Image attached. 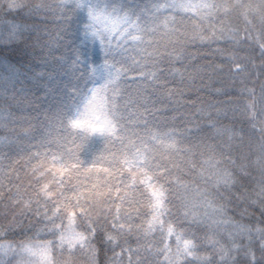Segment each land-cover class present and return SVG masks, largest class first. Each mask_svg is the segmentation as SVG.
<instances>
[{
	"label": "snow or ice",
	"instance_id": "6c2138e0",
	"mask_svg": "<svg viewBox=\"0 0 264 264\" xmlns=\"http://www.w3.org/2000/svg\"><path fill=\"white\" fill-rule=\"evenodd\" d=\"M0 12L21 14L0 21V43L17 42L15 62L0 56V149L19 157L0 151V264H264V0H0ZM221 42L259 124L239 153L228 107L187 98L212 90L187 49ZM245 43L258 92L235 56ZM234 201L249 223L228 215Z\"/></svg>",
	"mask_w": 264,
	"mask_h": 264
},
{
	"label": "trees",
	"instance_id": "16d2710c",
	"mask_svg": "<svg viewBox=\"0 0 264 264\" xmlns=\"http://www.w3.org/2000/svg\"><path fill=\"white\" fill-rule=\"evenodd\" d=\"M28 2L35 3L37 0H28ZM21 14L20 13H9L8 15H4L2 12H0V21L4 20H16L19 18ZM30 23L33 21H29ZM6 30V25L2 22H0V32H4ZM34 35V34H33ZM228 45L221 42L220 44H211L208 45L207 43L200 45L199 43L197 45L190 46L187 51L191 54V58L189 60V63L192 66L193 70H199L200 75L203 76V80L205 83H207L209 80L211 81V92L208 87H203L201 91H195L192 94L188 95V99H195L197 102L202 103H208L210 101H217L221 105L228 107L229 109V115L228 118L222 119L220 121V124L233 127L234 130H240L242 129V133L240 136L236 137L233 141L237 153L241 151H246V146L249 143L250 139H254L255 141H259L260 139V133L257 130L259 127V124H257L256 128H253L249 117L244 115L242 113V108L244 105L245 98L239 94V86L234 85L231 79L232 72L231 69L233 65L229 62L228 58L225 55H222L221 53L215 51L217 48H227ZM17 48V42H12L9 44L0 43V56L7 55L10 60L15 62L13 59V52ZM235 56L237 59V62L244 64L246 68L250 71V75L247 78V85L249 87H255L257 89V92L259 90V84L260 79L257 78L253 80V77L256 76V73L260 71L259 68V59L256 60V68L252 69V53L249 49L247 43L240 46L239 48L235 49ZM199 79V77H198ZM218 87H223L224 91L226 92V95H216L215 89ZM230 101V103L226 104L225 102ZM233 108L236 109L235 112H233ZM186 110V109H185ZM258 112V109H257ZM205 133H208V129L205 128L203 130ZM210 134V133H209ZM3 135V132H0V136ZM226 139V136H225ZM241 145H244L245 147H241ZM103 144L100 142H93L85 145V149L87 151H95L99 152L100 149L103 148ZM5 155L13 156L17 159L19 157H16L15 151L10 152L8 149H0ZM3 163H8V160H3ZM21 166L23 165V160H20ZM177 175H179L182 179L189 182L190 184H199L200 181L195 180L194 177L190 174H187L185 171H182L181 169H176ZM259 178L258 172H253L252 177L249 179ZM254 182V181H253ZM249 187H251V184H249ZM235 201L233 202V205H230L228 215L232 216L235 220H241V217L239 215V209H234ZM241 208L243 205L240 206ZM233 209L235 210L236 214L233 215ZM3 202H0V224L4 223L3 219ZM10 219V217H9ZM35 217L34 214L32 216V221L34 222ZM29 218L23 219V225L27 226L29 224ZM242 223H249L248 218L245 216L242 220ZM254 223V221H252ZM207 226L205 225L204 228ZM17 235L15 237H6V239H22V233L24 232V227H21L19 229H16ZM40 239L48 240L51 239V237L42 235ZM174 242V241H173ZM133 247L135 245L133 244ZM119 251V249H117ZM113 253L111 250L107 252L108 257H112ZM87 256L77 254L76 257L73 258L72 264H87ZM104 254L102 252L101 260L103 262ZM135 259V257H133ZM128 260V254H125L124 256V262L127 264Z\"/></svg>",
	"mask_w": 264,
	"mask_h": 264
},
{
	"label": "rangeland",
	"instance_id": "374dc122",
	"mask_svg": "<svg viewBox=\"0 0 264 264\" xmlns=\"http://www.w3.org/2000/svg\"><path fill=\"white\" fill-rule=\"evenodd\" d=\"M37 264H39L38 258H37Z\"/></svg>",
	"mask_w": 264,
	"mask_h": 264
}]
</instances>
